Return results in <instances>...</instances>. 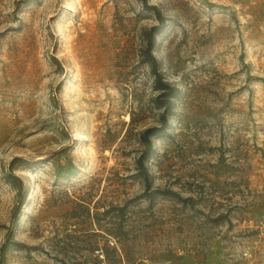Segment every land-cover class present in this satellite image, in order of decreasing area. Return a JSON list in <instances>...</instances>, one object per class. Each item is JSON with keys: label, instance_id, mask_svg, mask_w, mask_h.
<instances>
[{"label": "rangeland", "instance_id": "374dc122", "mask_svg": "<svg viewBox=\"0 0 264 264\" xmlns=\"http://www.w3.org/2000/svg\"><path fill=\"white\" fill-rule=\"evenodd\" d=\"M145 1L179 91L150 190L136 161L161 126L143 59L155 12L0 0V264H264V0Z\"/></svg>", "mask_w": 264, "mask_h": 264}, {"label": "trees", "instance_id": "16d2710c", "mask_svg": "<svg viewBox=\"0 0 264 264\" xmlns=\"http://www.w3.org/2000/svg\"><path fill=\"white\" fill-rule=\"evenodd\" d=\"M144 6L146 10L154 11L160 22L159 26H155L151 28V30L149 31L147 45L144 50L143 59H144V63L150 67L151 75L154 78V88L158 92V95L153 101H154L155 109L162 111L161 126L147 128L140 135V141L145 149L143 150L141 156L136 161L137 168L140 171L141 177L146 184V188L147 190H150L149 174L145 164L150 159V156L153 152V139L162 137L168 128L171 111L173 108V101L178 98L179 91L164 81L158 69L157 59L154 56L156 38L159 34L162 33L163 29L165 28V19L162 18L161 14L158 12L156 8L148 7L145 0H144ZM70 168L71 170H68V173L65 176L66 179L74 178L77 175L78 169L72 164ZM157 195H164L175 199H181L180 196L174 192L149 193L147 191V193L143 197L148 198L149 201H154L157 198ZM20 206H18L17 209H20ZM118 211L121 213L120 215L123 218L125 211L124 208H120ZM97 251L99 252V258L101 257L103 260L109 259L111 256V252L107 249V245L104 246L101 250H97ZM129 263H130V259H128L126 256L125 258L122 259H117L115 257L113 261V264H129Z\"/></svg>", "mask_w": 264, "mask_h": 264}, {"label": "crops", "instance_id": "0c3cea01", "mask_svg": "<svg viewBox=\"0 0 264 264\" xmlns=\"http://www.w3.org/2000/svg\"><path fill=\"white\" fill-rule=\"evenodd\" d=\"M165 264H199V259L194 254L185 255L183 258L169 259ZM203 264H219L212 257L207 256Z\"/></svg>", "mask_w": 264, "mask_h": 264}, {"label": "built area", "instance_id": "2783aa9c", "mask_svg": "<svg viewBox=\"0 0 264 264\" xmlns=\"http://www.w3.org/2000/svg\"><path fill=\"white\" fill-rule=\"evenodd\" d=\"M182 255V253H180V256Z\"/></svg>", "mask_w": 264, "mask_h": 264}]
</instances>
